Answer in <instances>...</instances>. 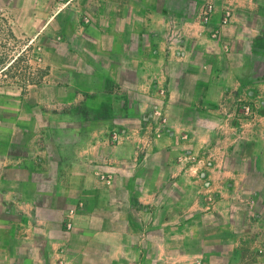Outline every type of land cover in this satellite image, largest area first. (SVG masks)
Returning a JSON list of instances; mask_svg holds the SVG:
<instances>
[{"label": "crops", "instance_id": "crops-1", "mask_svg": "<svg viewBox=\"0 0 264 264\" xmlns=\"http://www.w3.org/2000/svg\"><path fill=\"white\" fill-rule=\"evenodd\" d=\"M63 1L42 0V25L84 2ZM93 4L69 40L77 66L42 86V146L6 121L0 264H211L222 249L264 264V0ZM248 100L262 114L236 120Z\"/></svg>", "mask_w": 264, "mask_h": 264}, {"label": "rangeland", "instance_id": "rangeland-1", "mask_svg": "<svg viewBox=\"0 0 264 264\" xmlns=\"http://www.w3.org/2000/svg\"><path fill=\"white\" fill-rule=\"evenodd\" d=\"M94 2L95 0H84L81 7L67 6L52 25H42L50 15L46 13L47 8L42 6V0H0V142H5L9 133L6 121L14 119L19 127H26V142L30 143L31 151H37L42 146V123L49 112V101H54L55 98L47 90L43 91L42 86H53L56 80L67 81L65 72L77 66V59L70 53L69 40L77 36L81 27L94 24L92 13L82 7L84 4L95 5ZM213 12L208 1L201 14L203 25H209ZM85 19H89L90 23L86 24ZM212 37L217 39L219 36L213 34ZM55 70L62 72L61 77L55 78ZM62 93L65 96L64 91ZM70 97L67 93V98ZM249 106L252 112L247 113L245 107ZM261 106L262 103L254 101H239L234 117L236 120H255L262 114ZM145 122L149 131L164 129V121L156 115L149 116ZM19 133L18 130L15 135ZM119 139V132L112 129L109 134L110 145L118 144ZM14 143L16 147L18 143ZM2 149L3 147L0 148ZM230 214L245 216L246 210L235 207ZM248 225L239 224L240 230L246 232ZM220 253L217 258L209 259L211 264H233V260L228 259L226 249L220 250Z\"/></svg>", "mask_w": 264, "mask_h": 264}, {"label": "built area", "instance_id": "built-area-1", "mask_svg": "<svg viewBox=\"0 0 264 264\" xmlns=\"http://www.w3.org/2000/svg\"><path fill=\"white\" fill-rule=\"evenodd\" d=\"M85 23L89 24L90 20L89 19H85ZM216 36H217V34H216ZM245 110H246L247 113L252 112V108L250 106L249 107H245ZM114 138H117V136H115Z\"/></svg>", "mask_w": 264, "mask_h": 264}]
</instances>
